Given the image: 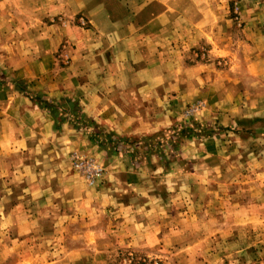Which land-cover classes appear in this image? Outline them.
Instances as JSON below:
<instances>
[{
    "label": "crops",
    "instance_id": "0c3cea01",
    "mask_svg": "<svg viewBox=\"0 0 264 264\" xmlns=\"http://www.w3.org/2000/svg\"><path fill=\"white\" fill-rule=\"evenodd\" d=\"M231 1L0 0V48L10 57L0 52V62H18L16 42L35 47L20 58L21 81L0 85V161L26 159L9 168L28 195L16 207L25 252L52 255L51 264H74L67 255L81 260L83 247L102 237L98 211L111 212L119 202L120 176L128 187L143 177L141 169L130 172L115 158H102L105 183L88 187L72 172L69 155L101 154L88 135L44 105L71 99L95 126L130 139L157 133L201 100L208 112L217 103L223 105L218 110L235 106L239 139L264 143V4L236 0L244 18L235 24L227 19ZM197 46L204 53L193 62L189 51ZM18 82L37 99L24 96ZM45 223L53 226L52 242L39 251L40 242L30 238L41 240ZM118 223L119 230L125 222ZM71 225L79 231L68 234ZM65 236L78 241L56 243ZM26 263L35 264H19Z\"/></svg>",
    "mask_w": 264,
    "mask_h": 264
},
{
    "label": "rangeland",
    "instance_id": "374dc122",
    "mask_svg": "<svg viewBox=\"0 0 264 264\" xmlns=\"http://www.w3.org/2000/svg\"><path fill=\"white\" fill-rule=\"evenodd\" d=\"M257 1L264 4V0ZM235 3L236 0L229 3L227 19L239 24L244 16L239 15ZM15 44L13 52L19 53L18 62H0V85L17 83L21 79L19 68L24 64L20 58L28 56V51L35 53V47H25V42ZM0 52L8 58L5 49L0 48ZM202 52V47L197 46L189 51V57L193 62L200 61ZM18 85L24 96L37 99L30 96L23 83ZM205 105L204 101H196L178 111L171 124L157 133L130 139L95 126L80 114L71 99L44 105L54 114L59 112L60 121L88 135L89 142L101 154V158L99 154L81 151L69 155L72 172L88 187L99 188L105 183L102 158H115L122 162L117 165L123 170L141 169L143 174H139V182L132 181L129 187L123 185L125 176H120L121 185L114 191L117 206L109 208L111 212L98 211L102 237L95 245H82L86 255L81 260L67 255L71 263L264 264V143H251L248 136L239 139L242 128L235 126V106L218 110L223 105L217 103L214 111L208 112ZM21 162L26 159L0 161V264H19L25 259L51 264L54 256H40L34 250L28 254L19 245V241L21 245L25 241L17 236L20 215L16 207L24 204L28 195L25 198V183L16 181L19 176L12 175L9 168L24 165ZM75 162L92 164L100 170L99 174L88 180L74 168ZM121 219L125 223L118 230ZM78 225L69 226L68 234L79 231ZM113 225L106 233L107 227ZM85 227L88 226L82 224L81 228ZM52 230L53 226L45 223L42 239L30 238L31 242H40L39 251L51 246ZM66 237L56 243L68 241L67 245L72 246L70 242L78 241Z\"/></svg>",
    "mask_w": 264,
    "mask_h": 264
},
{
    "label": "built area",
    "instance_id": "2783aa9c",
    "mask_svg": "<svg viewBox=\"0 0 264 264\" xmlns=\"http://www.w3.org/2000/svg\"><path fill=\"white\" fill-rule=\"evenodd\" d=\"M74 168L77 169L78 172H81V174H83L88 180H94V177L97 176L99 174L98 172L100 171L94 165L87 162H75Z\"/></svg>",
    "mask_w": 264,
    "mask_h": 264
}]
</instances>
